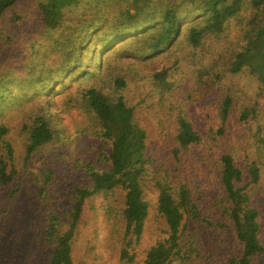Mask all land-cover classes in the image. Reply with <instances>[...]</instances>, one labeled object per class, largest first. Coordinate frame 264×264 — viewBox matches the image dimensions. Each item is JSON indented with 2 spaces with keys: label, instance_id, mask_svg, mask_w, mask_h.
I'll use <instances>...</instances> for the list:
<instances>
[{
  "label": "trees",
  "instance_id": "obj_1",
  "mask_svg": "<svg viewBox=\"0 0 264 264\" xmlns=\"http://www.w3.org/2000/svg\"><path fill=\"white\" fill-rule=\"evenodd\" d=\"M18 1L0 0V188L18 175L13 128L4 119L8 112L20 120L26 163L66 138L61 117L69 110L82 116L94 140H101L92 159L80 161L89 184L73 188L68 219L50 215L45 239L53 250L47 264H75L72 244L84 206L97 196L103 198L101 207L111 219L112 233L122 232L125 264H197L201 251L191 227L196 230L198 224L217 233L220 245L232 240L240 250L222 264H253L259 259L264 244L259 238L260 209L253 197L264 162L239 159L231 151L232 138L226 139L235 106L246 104L244 88L224 86L221 81L228 77L216 71L218 62L212 65L209 60L206 65L204 60L198 77L194 71L190 74L195 77L183 82L189 95L179 98L181 84L169 68L190 55L196 57L209 40H227L235 22L239 36L234 44L227 41L232 48L223 70H249L264 92V0H38L32 19L41 29L23 43V58L13 65V72L2 67L1 52L12 49L20 34L21 41L20 29L31 20L16 12L15 27L10 23L9 28L6 16ZM248 9L250 18L244 23L242 13ZM41 39L40 57L36 42ZM155 62L164 64L149 77L157 95L148 104L130 103V96L148 78L139 77L137 66ZM221 89L225 91L219 94ZM247 97L252 104L240 107L239 118L257 127L250 135V147L256 151L264 147V117L258 119L259 99ZM210 99L219 106L221 125L201 128L192 115ZM153 136L162 142L160 152L152 148ZM239 142L243 150L250 140ZM162 148L173 156V165ZM208 156L202 171H183L186 164ZM149 189L155 192L153 199L147 197ZM152 206L165 222L166 236L141 257L136 244Z\"/></svg>",
  "mask_w": 264,
  "mask_h": 264
},
{
  "label": "rangeland",
  "instance_id": "obj_2",
  "mask_svg": "<svg viewBox=\"0 0 264 264\" xmlns=\"http://www.w3.org/2000/svg\"><path fill=\"white\" fill-rule=\"evenodd\" d=\"M37 1L19 0L7 13L6 22L9 28L16 12L28 15L31 20H28L24 27L20 29L23 31L21 41H19L21 38L20 34L17 38L18 42L14 44L12 49L9 48L5 55L1 52L5 62V65H2L4 70L12 68L14 72L16 67L13 65L22 60L21 50L27 46V44L23 43L31 35L35 36L41 29L40 24L38 22L35 23L34 19H32V13L36 10ZM248 18H250V9L242 13L244 23ZM16 25H19L18 22H16ZM233 26H236L235 22L230 27V30L227 31V40L216 38L209 40L206 50H198L196 57L190 55L188 59H183L180 65L169 69L172 77L176 78L177 85L181 84L178 96L182 98L189 95L187 88L183 86V82L187 81L188 77H195L190 73L195 71L198 77V70L202 69L204 60L207 62L206 65H209V60L212 65L217 61L219 68L217 66L216 71L222 73L221 77H228L222 79V84L230 88H244L242 100L248 105L252 104L248 101V95L252 96L251 99L257 97L260 103L258 119H262L264 117V92L260 91L258 83L254 81L253 78L256 76L246 69L238 74L225 73L222 67V64H225L231 55L232 46L230 47L227 41L229 40L231 44H234L232 43L233 39H237L239 36L237 29L233 28ZM14 27L15 22L12 23V29ZM235 34L237 35L236 37ZM42 43H44L42 39L40 42H36V49L39 51L40 57L43 52V49L40 48ZM187 54L188 52L185 55L187 56ZM37 57L38 54L36 59ZM223 66L226 67L225 65ZM163 67L164 64L160 62L147 66H137L139 77L148 78L141 82V90L138 88L130 96V103L144 105L148 104L151 101L150 99L155 98L157 91L153 89L154 83L149 77H152L156 69ZM216 88L218 89V86ZM223 91L225 89H221L219 94ZM140 97L143 99L139 100ZM246 104H241L240 101L235 106L234 113L231 114L226 125V139L232 138L231 151L236 157H240L239 159L249 158L251 161L257 159L263 163L264 147L260 149L258 147L256 151H253L250 147L254 143L250 135L257 130V127L248 126L245 120L240 121L239 118L240 107L248 106ZM67 112L68 114L65 115L62 113L61 117V123L65 126L63 133L66 138L64 140L60 138L55 146L50 144L44 150L35 153L29 163L24 161L27 142L25 137L20 134L19 118L12 115L13 112H8L4 116V119L8 118L9 124L13 128L12 135L15 137L18 158V175L11 183L0 188V264H47L53 250V247L45 239L50 215L56 214L63 220H67L66 213L70 211L71 201L74 197L73 188L89 184L80 161L93 155L101 140H94L89 132L85 131L86 125L82 116H78L72 110ZM217 114H219V106H216L210 99L197 106L196 113H193L192 116L195 124L201 128H217L221 125ZM144 117L150 121L149 115H144ZM251 123L253 125L254 121H251ZM262 132L264 133V131ZM240 138L242 140H250V142L246 143L243 150L237 147L241 144L239 142ZM160 142L155 136L151 138L152 148L158 152H160L162 147V142ZM87 150H89L88 153H86ZM162 150L164 158L169 164L173 165V156L171 154L167 155L169 152L165 149L162 148ZM209 159L208 156L204 161L186 164L187 168L183 171H186L189 175L196 174L205 168ZM180 166L184 169L183 164ZM243 169L245 170L246 179L251 180V174L247 166H243ZM152 191L150 189L147 191V197L149 196L150 199H153L155 194ZM254 193L253 200H255V204H258L260 209L261 230L259 231V238L264 244V166L261 179L257 183ZM117 199L121 202L122 195L117 196ZM102 201L103 198L97 196L88 200L84 206L83 216L72 244L75 264L126 263L121 259L123 240L120 237L122 232L119 229L118 232L112 233L111 219L101 207ZM150 212L144 235L140 242L136 244V252L140 253L141 257L143 256L142 253L148 250L150 246L166 236L164 234V230H166L164 220L155 214L153 206ZM191 229L194 230L193 233L198 241L197 246L201 251L200 258L196 261L197 264H222L226 259L228 260L230 257L239 254L240 250L237 251L235 244L231 242L232 240L227 245H220L218 234L213 230L199 224L196 230L193 227ZM217 239L219 240L218 243ZM253 264H264V254L254 261Z\"/></svg>",
  "mask_w": 264,
  "mask_h": 264
}]
</instances>
